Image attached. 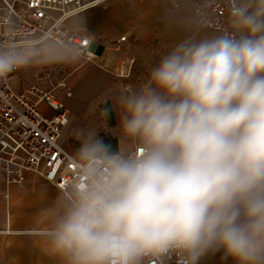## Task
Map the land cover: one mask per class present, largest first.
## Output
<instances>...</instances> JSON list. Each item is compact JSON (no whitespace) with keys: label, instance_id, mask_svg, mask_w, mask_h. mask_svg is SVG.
I'll return each instance as SVG.
<instances>
[{"label":"clouds","instance_id":"obj_1","mask_svg":"<svg viewBox=\"0 0 264 264\" xmlns=\"http://www.w3.org/2000/svg\"><path fill=\"white\" fill-rule=\"evenodd\" d=\"M164 2L162 26L183 35L143 83L103 102L105 120L119 113L117 148L98 129L69 133L71 171L43 209L52 264H200L220 252L264 264V0H227L228 28L212 33L182 15L184 0ZM13 15L0 14V78L90 59L83 15L59 39L19 33Z\"/></svg>","mask_w":264,"mask_h":264},{"label":"built area","instance_id":"obj_2","mask_svg":"<svg viewBox=\"0 0 264 264\" xmlns=\"http://www.w3.org/2000/svg\"><path fill=\"white\" fill-rule=\"evenodd\" d=\"M108 1L0 0V14L5 9L12 12L19 33L43 31L45 36L70 38V18ZM183 11L191 14L199 28L214 32L228 28L227 0H184ZM0 23L7 25L8 19L0 18ZM98 47L93 42L87 61L98 56ZM134 67L133 53L125 48L120 51L112 74L129 85L127 80ZM18 72L0 78V167L8 183L22 188L26 174L32 173L59 190L71 171L69 156L74 152L68 147L71 115L54 92L66 86V79H60L50 89L32 86L20 91L13 83ZM42 105L49 109V115L43 112ZM169 264H179V260L169 257Z\"/></svg>","mask_w":264,"mask_h":264},{"label":"crops","instance_id":"obj_3","mask_svg":"<svg viewBox=\"0 0 264 264\" xmlns=\"http://www.w3.org/2000/svg\"><path fill=\"white\" fill-rule=\"evenodd\" d=\"M165 7L164 0H161L159 4L158 0H112L105 8L90 9L89 12L79 14L86 17L87 27L91 29V34L97 35V37L99 33L104 34L105 43L112 46L115 58L107 57V61L110 60L113 63L111 69L108 70L111 74L117 64L120 51L128 48V45L133 42L136 52L133 54L135 67L127 82L137 86L146 80L151 66L167 50L166 46L183 35L178 31L165 29L162 26L161 17ZM115 12H122L123 15L134 16L138 19L130 30H124L117 34L116 29L109 25H103L106 18L114 16ZM182 15L193 20L188 12L182 11ZM75 17L76 15L72 19L70 18L71 23ZM98 25V30H96ZM194 26L207 33L214 32L199 28L195 23ZM93 41L100 47L101 44L96 41V37ZM100 54L98 53V57ZM100 67L105 68L104 64H101ZM113 77L115 78L114 75ZM57 192L58 189L53 184L32 173L26 174L22 188L14 183H8L4 171L0 167V258L11 256V251L14 248H16V252L19 254L22 252L23 255L29 251L31 238L21 236L15 238L14 235L23 234L25 231L22 232V230L30 228L32 224L45 225L46 217L43 209L57 195ZM12 227L19 229L14 231L11 230ZM42 229H37L39 231L26 229L28 230L26 232L40 234ZM33 240L35 239L33 238ZM10 244L12 248L9 246ZM17 244L20 246H16ZM221 256L222 252L209 253L201 259L200 264H235L231 258L224 261Z\"/></svg>","mask_w":264,"mask_h":264},{"label":"rangeland","instance_id":"obj_4","mask_svg":"<svg viewBox=\"0 0 264 264\" xmlns=\"http://www.w3.org/2000/svg\"><path fill=\"white\" fill-rule=\"evenodd\" d=\"M111 1L112 0H109L91 9L105 8ZM89 11L90 9L84 11V13ZM137 19L138 18L134 16L130 17L123 15L122 12H115L114 16H108V18H106L103 25L111 26L113 29H116V33L119 34L124 30H130L131 27L135 25ZM67 22V25L71 29V20L69 19ZM98 27L99 25L96 27V30H98ZM88 30L91 33V29L88 28ZM103 35L99 33L97 37V35L92 34L94 37L93 39L96 37V41L101 44L97 50V52L101 54L92 61H86L78 65H53L19 70L13 83L15 88L20 91L29 89L32 86L46 90L54 87L56 82L60 81V79L65 78L66 86L63 89L57 88L54 92L56 97L60 98L69 109L72 129L79 127L98 129L99 135L103 137L107 143H110L113 149H116L118 146V137L120 135L119 113L117 110H113L110 116L105 120L101 114L102 109L105 107L103 102L107 100V106H114L123 88L125 86L134 85L130 82L129 85H125L122 81L114 78L108 71L113 66V63L110 60L107 61V57L113 59L115 58V53L113 52L112 46L105 43ZM132 43L128 45V49L134 54L135 47ZM101 64H104L105 68H101ZM88 76L96 77L95 81H92V84L96 83L97 78H99L100 85L93 86L91 84L92 86H88ZM42 109L46 115L50 114L49 109L45 105H42ZM68 147L70 150L75 151L78 147V142L71 138ZM43 226L44 225L37 226L36 224H32L30 228H24L25 230H22V232L25 231L23 234H15V238H19L20 236L31 238L30 249L23 255L22 252L21 254L16 252V248H14L11 251V256H3L0 258V264H52L41 251L40 234L26 232L28 231L26 229H29V231H39L37 229H42ZM18 229L17 227L11 228V230L14 231ZM33 238L35 240H33ZM9 246L12 248L11 244ZM16 246L20 245L17 244Z\"/></svg>","mask_w":264,"mask_h":264},{"label":"bare ground","instance_id":"obj_5","mask_svg":"<svg viewBox=\"0 0 264 264\" xmlns=\"http://www.w3.org/2000/svg\"><path fill=\"white\" fill-rule=\"evenodd\" d=\"M88 78H89L88 86H92V85H93V86H95V85L99 86V85H100V82H99L100 79H99V78H97L96 83H93V84H92V81L94 82L96 77H93V76H92V77H91V76L89 77V76H88ZM91 84H92V85H91ZM9 231H10V230H9Z\"/></svg>","mask_w":264,"mask_h":264}]
</instances>
